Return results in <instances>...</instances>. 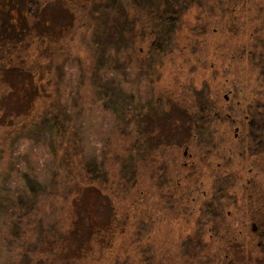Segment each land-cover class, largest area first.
<instances>
[{"label": "rangeland", "instance_id": "rangeland-1", "mask_svg": "<svg viewBox=\"0 0 264 264\" xmlns=\"http://www.w3.org/2000/svg\"><path fill=\"white\" fill-rule=\"evenodd\" d=\"M10 6L28 7L46 20L39 27L51 41L42 54L53 57L55 92L73 126V135L68 130L62 141H75L77 148L69 149L79 152L93 176L106 169L108 179L101 188L96 180L95 188L82 184L75 199L74 193L65 196L71 181L54 173V159L64 154L58 146L62 141L44 127L27 125L30 117L38 119L47 111L48 103L41 98L32 102L27 73L6 74L5 83L12 87L0 96V264H59L44 253L55 249L51 236L57 232H62V253L71 263L74 249L84 243V264H262L251 260L253 248L236 251L235 261L228 260L224 253H232L231 246L206 230L205 249L195 241L187 245L197 221L184 209L187 195L208 186L200 181L206 163L220 160L216 153L230 158L228 172L238 165L228 152L234 126L227 113L233 112L238 87L251 82L246 85L250 90L264 82L258 59L249 53L258 52L257 40L264 38V0H209L206 10H189L198 23L194 38L184 30L157 55L147 39L138 46L139 61L121 59L127 90L117 88L108 68L96 69L92 63V22L71 0H14ZM147 60L154 62L152 70ZM109 86L116 87L111 95L116 112L97 95ZM202 108L207 132L187 129L189 115ZM138 131L144 137L139 139ZM192 172L196 183L188 179ZM253 173L261 180L264 168ZM221 186L225 201L240 190L237 184ZM225 205L224 217L231 209L226 216L236 233L244 218L233 205ZM103 238L108 242L105 256L100 255Z\"/></svg>", "mask_w": 264, "mask_h": 264}, {"label": "trees", "instance_id": "trees-1", "mask_svg": "<svg viewBox=\"0 0 264 264\" xmlns=\"http://www.w3.org/2000/svg\"><path fill=\"white\" fill-rule=\"evenodd\" d=\"M13 1L0 0V77L3 82L0 83V96L7 94L12 87L5 83L7 82L6 74L18 71L27 73L25 82L34 93L32 102L41 98L48 103L47 111L38 119L34 120L30 117L27 124L28 128L44 127L53 139L60 138V141H62L68 130L71 136L73 126L69 123L70 120L66 117V114L63 115L64 112L55 92L56 70L54 64H52L53 57L51 54H42V50L49 49L51 41L46 38L44 31L40 30L39 27L46 20L40 19L38 12L31 11L28 7L17 9L15 6H10ZM71 1L92 22H89L92 37L88 49L92 63L98 65L96 69L108 68L112 74V81L115 82L117 88L127 90L126 86H123L126 80L124 79V73L121 71L125 66L119 63L121 59L139 61L137 55L140 48L138 49V46L142 45L147 39H149L148 46L151 53L157 55L165 49H169L175 38L181 36L184 30L190 38H194L199 31L198 23L197 20L192 18L191 14H188L189 10H193V8H196L197 11L200 10V12L206 10L209 0ZM63 30L61 32H64ZM257 43L258 52L249 53L258 59L260 73L264 76V38L258 39ZM126 52L131 56L130 58ZM132 61L130 62L132 63ZM147 61L150 66L149 69L152 70L154 62ZM114 89L116 87H103L102 92L99 90L97 95L99 94L106 106L112 107L116 112L114 99L111 98ZM201 110L200 113H196V111L191 113L189 117L193 124L201 122L203 126L198 127L197 130L206 133L205 125L208 124V118L204 116L203 108ZM23 125H25L23 121L18 124L19 127H23ZM137 133L140 136L139 139L142 138V133L140 131ZM72 139L74 141V136ZM74 143L70 142L69 137L67 141L59 143V150L63 151L64 149V154L62 157L54 159L56 177H68L71 181V190L65 196L69 197L74 193L75 196L72 195L74 196L72 199L80 196L82 184L89 189L93 188L94 183L97 182L101 188L108 179L106 169L102 171L101 176H98V174L93 176V172L85 164L79 152L69 149L77 148ZM75 154L78 156L76 157ZM31 224L32 219L28 218L27 226L29 227ZM61 235L62 232H57V237H54L55 235L51 236L56 243L54 250H44L47 260L52 262L51 260L57 257L59 264L63 259L65 260L64 264H84L88 248L84 246V243L76 247L73 251V261L71 263L70 258H64L63 256L62 252L65 246L62 243L63 238ZM103 240L100 241L102 246L101 256L107 254L106 245L108 242H106V238H103Z\"/></svg>", "mask_w": 264, "mask_h": 264}, {"label": "flooded vegetation", "instance_id": "flooded-vegetation-1", "mask_svg": "<svg viewBox=\"0 0 264 264\" xmlns=\"http://www.w3.org/2000/svg\"><path fill=\"white\" fill-rule=\"evenodd\" d=\"M247 84L252 85L251 82H245L243 87L240 86L235 90L233 112L232 114L227 113V117L231 118L234 126L233 144L228 146V152L234 153L238 165L228 172L226 164L229 163L230 158L217 153L215 156L220 157V160L215 165H212V160L206 163V174L200 182L201 184L208 182L206 184L208 186L203 188L200 194L194 193L185 197L184 210L189 212L190 216L196 214L197 221L195 225L197 230L193 232L194 236L192 233L188 236L187 245L190 246L191 242L195 241L205 249L207 243L204 241V231L206 230L210 237L220 240L222 244L226 243L228 247L231 246L233 252L224 253L228 260L235 261L236 251L241 252L244 249L252 250L253 248L251 260L257 258L264 264L262 255L264 253V187L262 186L264 177L260 180L253 173L254 168H264V123L257 121L260 118L264 120V88L262 89L264 82L254 84L250 90L246 87ZM224 97L229 98L228 94ZM188 120L187 129L194 127L197 129L203 126L201 122L193 124L190 118ZM141 133V137H144L143 132ZM208 150L215 153L219 148H208ZM187 153L186 147L183 154ZM209 155L212 156V153ZM189 156L191 157V153ZM251 161L254 164L246 166V163ZM244 167L247 173H250L249 175H244ZM193 177L195 176L192 172L188 178L189 181L196 180ZM163 179L159 175L158 180L163 182ZM169 181H171L170 178ZM224 184H237L240 187L231 201L224 199L225 188L221 186ZM195 189L191 187L189 191ZM225 204L233 205L234 209L242 213L240 216L244 218L239 222V229L236 233H232L231 221L227 219L231 216V209H227L228 216L225 214L224 217Z\"/></svg>", "mask_w": 264, "mask_h": 264}]
</instances>
